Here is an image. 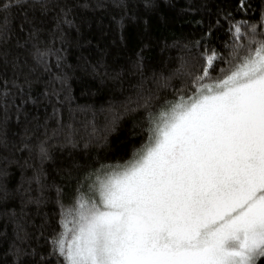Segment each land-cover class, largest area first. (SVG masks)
<instances>
[{"label": "trees", "instance_id": "trees-1", "mask_svg": "<svg viewBox=\"0 0 264 264\" xmlns=\"http://www.w3.org/2000/svg\"><path fill=\"white\" fill-rule=\"evenodd\" d=\"M260 42L264 0L0 10V264H65L56 241L89 184L135 159L150 118L230 74Z\"/></svg>", "mask_w": 264, "mask_h": 264}, {"label": "snow or ice", "instance_id": "snow-or-ice-1", "mask_svg": "<svg viewBox=\"0 0 264 264\" xmlns=\"http://www.w3.org/2000/svg\"><path fill=\"white\" fill-rule=\"evenodd\" d=\"M238 57L190 102L150 118L135 159L97 178L98 199L81 200L56 241L65 264L264 261V42Z\"/></svg>", "mask_w": 264, "mask_h": 264}, {"label": "rangeland", "instance_id": "rangeland-1", "mask_svg": "<svg viewBox=\"0 0 264 264\" xmlns=\"http://www.w3.org/2000/svg\"><path fill=\"white\" fill-rule=\"evenodd\" d=\"M208 85H213V84H208ZM197 95V94H196ZM195 95V96H196ZM195 96H193V97H191V98H189V99H184L183 101H185V102H190L191 101V99L192 98H194ZM181 102V101H180ZM179 103V102H178ZM171 108V107H170ZM170 108L168 109V110H166V111H169L170 110ZM165 111V112H166ZM114 169V168H113ZM113 169H108V171H104L100 176H103V175H106L108 172H110V171H112ZM99 175L95 178V180L91 183V185L89 184V186H90V188L88 189V191L86 192V194H85V196H84V199L86 200V201H90V200H97L98 199V197H97V195L95 194V191H94V185H95V183H96V180H97V178L98 177H100ZM76 212H77V208H75V210H73V213H75L74 214V219L76 218ZM69 219H71L72 220V217H70ZM74 219H73V221H74ZM70 221H67V219H66V221H65V223H64V225L66 224V223H68L69 224V227H71L72 225H71V223H69ZM65 231V228H64V230H63V232ZM70 235L71 234H69V237H70Z\"/></svg>", "mask_w": 264, "mask_h": 264}]
</instances>
